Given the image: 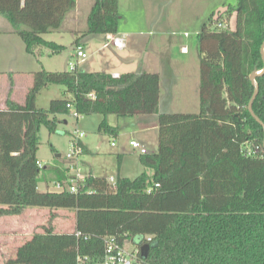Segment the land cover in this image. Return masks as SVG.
I'll list each match as a JSON object with an SVG mask.
<instances>
[{"label": "trees", "instance_id": "1", "mask_svg": "<svg viewBox=\"0 0 264 264\" xmlns=\"http://www.w3.org/2000/svg\"><path fill=\"white\" fill-rule=\"evenodd\" d=\"M76 1L0 0V15L30 53L42 45L58 54L64 47L43 35L61 30ZM228 20L212 16L201 28L200 112L159 114L158 151L141 156L152 174L119 177L115 185L89 176L85 189L71 193L66 172L57 170L56 183L64 190L41 192L38 151L41 127L55 134L58 116L102 115L98 132L115 138L119 130L107 116L158 114L159 74L115 78L79 65L42 70L24 106L8 101L0 109V217L30 207L77 215L75 233L55 234L47 227L7 264H103L111 237L122 247L137 242L138 264H264V130L248 110L250 75L264 68V0H237L234 29ZM119 22V0H96L83 36L115 35ZM81 45L77 40L76 49ZM257 83L254 112L264 122V75ZM53 85L64 87L66 96L38 108V95ZM142 247L148 248L145 254Z\"/></svg>", "mask_w": 264, "mask_h": 264}, {"label": "rangeland", "instance_id": "2", "mask_svg": "<svg viewBox=\"0 0 264 264\" xmlns=\"http://www.w3.org/2000/svg\"><path fill=\"white\" fill-rule=\"evenodd\" d=\"M152 1L153 11L150 13H147L144 9H137L134 12H130L129 10L123 11L124 20L128 21V25L133 23H142V25H146V22H150V25H154V22H157L158 28L161 27V31L166 32L164 35L162 34L163 37H168V40L174 41L172 44L170 42L164 44L162 43L163 38L158 34L153 39V43L149 45L143 44L140 49L143 52V49L146 48L145 52L149 54L152 59L157 57L159 62V68H157V70L162 73L164 71L166 72V75L164 76L165 80L162 82L161 89L162 110L165 112L168 111V113L191 114L198 110L194 106L198 96L197 86L195 87L196 84L194 85V76H197V79L199 77L200 54L198 48V33L201 31L203 24L208 23L213 14L216 15L214 9L220 3L225 4L226 7H230V14L226 11L222 14V18H224V20L225 18H229L227 23L232 29H234L236 25L237 0ZM82 13L83 15L78 22L80 31L76 34L80 36V38L87 36H83V29L88 26L89 16L88 13H85V10H83ZM0 17H2L1 19H5L2 15H0ZM219 17H221V15ZM62 39V43H67L66 41L68 40L69 42H74L75 37L64 34ZM105 42V36H97L87 49L92 53L105 44ZM181 46L187 47L188 50L186 54L182 52ZM74 52V50H68V52L65 51V53L63 51L55 54L56 57L52 60L49 59L51 63L58 65L57 68L59 69H56L57 71L55 72H65L70 69L68 61L72 59L71 55L74 54ZM114 54V48L108 47V49L96 53L84 62L79 59L77 60L76 57L73 61H79V63L82 62V64H79L78 66L81 70H84L83 67H90L91 65H93L96 70H100L102 69V65L109 62V59L113 57ZM138 58L140 59V57ZM162 61L166 62L165 66L167 65V68L165 70L160 65ZM44 62L46 63V61ZM0 63L5 64L6 62L0 60ZM171 66L173 70L178 73L175 77L169 74V72L172 71L170 70ZM3 70L6 69L0 67V71ZM10 81L9 73L5 75L0 73V96L4 95L3 89L4 87H8ZM19 92L20 90H17V93ZM17 96L20 97V94ZM64 97V87L57 85L49 86L44 89V91H41L38 105L40 108L47 109L49 107V100ZM197 112H199V110ZM109 117L111 124H117V119H124L116 115H109ZM72 118L74 120L70 118L67 126H63V124L59 125V129L55 134H49L48 129L45 126L41 127V145L39 147L38 157L42 161V165L49 166V164L53 162V159L57 157V154H61L65 159L69 150V142L72 139V134L76 129H79L86 134L81 142L82 145L88 149L89 153L83 154L78 160L73 161L64 160L62 157L64 161L62 160L61 163L58 162L62 165L60 168H64V171L68 173L67 175L75 177L79 173L84 177H115L118 176L119 170L122 168L125 172L129 171L128 174L132 177L131 179L138 176V173L135 171L137 169L135 161L138 159L139 155H142L138 150H134L130 146L132 138L128 135V130L124 131L126 135L120 130L119 137L114 138L112 136L101 135L98 132L99 125L102 119H104L102 115L93 114L83 116V118L80 117L79 119L73 116ZM129 119L131 118H128V120ZM153 137L154 134H147L144 136V140L147 141V147H144L147 150V155H153L157 152L158 136L156 137V140ZM138 140L139 138H137V142H139ZM99 142H102V145L99 146ZM113 142L116 144L115 147L112 146ZM119 154L123 156L121 157ZM120 157L122 160L119 159ZM138 163L141 165V158L140 162L138 160ZM40 176L43 178L47 177V174L43 172V169ZM65 183L67 182L65 181ZM40 188L42 190L46 189V187H43L42 185ZM51 189L52 191L59 192L56 185L52 186ZM41 209H44L46 213H48V221L50 223L54 222V218L51 216L53 213L52 210L48 208ZM58 211L72 212V210L63 209ZM19 217L20 216L0 217V264H5L8 256L12 255L13 257L14 255V248L11 244L12 242H8L5 239V237H7V232L2 233L1 231H6L4 225H7L10 221H16ZM135 244L137 245V242H135ZM135 244L133 241H127L125 247L129 252H135L138 248Z\"/></svg>", "mask_w": 264, "mask_h": 264}, {"label": "crops", "instance_id": "3", "mask_svg": "<svg viewBox=\"0 0 264 264\" xmlns=\"http://www.w3.org/2000/svg\"><path fill=\"white\" fill-rule=\"evenodd\" d=\"M95 2L96 0H77L75 9L67 15L61 30H59L58 32H53V33L43 35V39L48 43H52V44L62 46V47L65 46L63 50L64 53L65 51L68 52V50H71V51L74 50L76 52L75 44H76V41L79 40V42L82 44L81 47L84 49V51L88 55V59L92 57L93 55H95L96 53H99V52H102V50L108 49V46H106L107 40L105 44H103L104 46L102 45L101 47L93 51L92 53H90L89 50L87 49V47H89L90 44H92L93 40L97 38V36H105L106 38V35H101V34L89 35L84 38L83 37L80 38V36L76 35L78 31H80L78 22L83 15L82 11L85 10V13H88V15H90L92 8L95 5ZM152 5H153L152 0H119L120 22H119L118 33L115 35L123 36L125 38L127 48L124 50H117L115 47L111 46L112 48H114L115 54L113 55V57L109 59V62L102 65V69L100 70H96L93 67V65H91L90 67H83L84 71L86 72L89 71V73H92V72L106 73V74L112 75L113 77L115 75H119V77H121L122 75H125V74H143V73L159 74L160 76V100H159L158 114L138 115V116H133V117H121L124 119H117V124H111L110 117L107 116L108 123L113 127H117L119 130L118 135L115 138L119 137L120 130L123 131L124 135H126L124 131L128 130L129 131L128 135H130L132 140L137 141V138H139L138 141L145 148L147 147L146 146L147 141L144 140V136H146L147 134H152V135L154 134L153 138L155 140L157 139L156 138L157 136L159 138V114L168 113V111L165 112L161 108V100H162L161 99L162 97L161 89H162V82L163 80H165L164 76L166 75V72L164 71L162 73L159 70H157V68H159V62H158L157 57H155L154 59L150 58V55L145 52L146 48L143 49V52L141 51L140 48H141V45L143 44L149 45L153 43V39L158 34H160L161 37L163 38L162 43L164 44H168L169 42L172 44L174 41L168 40V37H163V35L166 32H162L161 27L158 28L157 22H154V25H150L151 24L150 22H146V25H142V23L141 24L133 23L131 25H128V21L124 20L123 11L129 10L130 12H134L137 9H144L147 13H150L151 11H153ZM229 9L230 7H226L225 4L220 3L214 9V11H216V15L213 14L212 16L214 17L215 20H217L220 15L222 16V14H224L226 11H229ZM1 18L2 17H0V60L5 61L6 63L5 64L0 63V67H4L6 70L0 71V73L4 75L9 73L10 79H11L8 87H4L3 89L4 95L0 96L1 98L0 109L5 110L7 109L8 101H12L21 106L25 105L26 97L29 91L32 89L33 84H34L35 73L42 71V70H45L47 72H55L57 71L56 69H59V68H57L58 67L57 64L51 63L49 61V59L52 60L53 58L56 57L50 48L40 45V46H36L34 48V51L30 53L26 47V44L24 43L22 38L16 33L15 29L8 22V20L5 17H4L5 19H1ZM87 27L83 29L84 32L87 30ZM64 34L71 36V37L72 36L75 37L74 42L73 41L69 42L68 40L66 41L67 43H62L61 40H63L62 36ZM181 50L183 53L186 54L188 49L186 46H181ZM75 52L74 54L71 55L72 59L68 61L69 66L72 60L76 56ZM138 57H140V59ZM44 61H46V63ZM165 63L166 62L162 61L160 64L164 70L167 68V65L165 66ZM80 64H82V62ZM170 70H172L169 72L171 76L175 77L178 74L173 70L172 66L170 67ZM200 83H201V78H200V59H199V77L197 79V76H194V85L196 84L195 87L197 86V91H198L197 92L198 96H197L194 106L199 110V112L201 109L200 95H199ZM17 90H20V92L17 93ZM18 94H20V97L17 96ZM40 95L41 93L38 95V98H37L38 108H40V106L38 105V99ZM65 96H66V90H65ZM52 100L54 99H51L49 101L51 102ZM50 102H49V105H50ZM40 109H45V108H40ZM197 111L191 114L199 113ZM72 117L73 115L58 116V119L60 120L59 125L63 124V126L64 125L67 126L69 124L70 118L73 119ZM128 118H131L129 120H132V121H129ZM58 129H59V126H58ZM106 136H109V135H106ZM99 143H100L99 146L102 145V142H99ZM113 143H112V146H113ZM84 149H86L87 153H89L87 148L84 147ZM119 155L121 157L123 156L121 154ZM62 157L63 156L61 154H57V157L53 159V162L50 163L49 166L42 165L43 163L38 157L39 163L43 166L42 168L43 172L47 174L46 178H43L42 176H40V182H39L38 189L41 192L42 191L56 192V191H52L51 187L56 184V179L59 176L57 170L64 171V168L63 169L60 168L62 166L60 163L64 159V157L63 159ZM121 157L119 158L120 160H122ZM140 158L141 156L139 155L138 159L135 161L137 165V169L135 171L136 173H138V176L139 174H142L144 172L148 174H152V171H150L149 169H146L142 164L139 165L138 160L140 162ZM128 173L129 171L125 172L121 168V170H119L118 176H115V177L110 176V177H102V178H106L107 180L110 178H114L116 181L119 177H126V178L131 179L132 177L129 176ZM66 174L68 173L66 172ZM94 177H99V176H94ZM41 185L43 187H46V189L42 190L40 188ZM58 210H52L53 213L51 214V216L54 218V222L52 223L48 221L49 220L48 213H46L44 209L30 207L24 210L22 214L18 215L20 217L16 221L14 222L10 221V223H8L7 225H4V228L6 229V231H1V232L2 233L7 232L6 233L7 237H5V239L8 242H12L11 244L14 248L13 257L12 255H9L5 261V264H7L9 260L15 259L17 256L18 250L27 241L31 240L36 234L45 233L47 227L51 226V229L55 234H73L76 232V225H77L76 212L73 210L71 213H69V211L59 212ZM63 210H67V209H63Z\"/></svg>", "mask_w": 264, "mask_h": 264}, {"label": "built area", "instance_id": "4", "mask_svg": "<svg viewBox=\"0 0 264 264\" xmlns=\"http://www.w3.org/2000/svg\"><path fill=\"white\" fill-rule=\"evenodd\" d=\"M217 28L221 29H227V24L218 23L216 25ZM106 46L108 47H115L117 50H124L127 48V44L125 42V38L123 36L118 35H112L108 34L106 35ZM76 59L84 62L88 59L87 53L84 51V49L79 46L76 49ZM79 61L71 62L70 69H74L77 65H79ZM115 78H119V75H115ZM90 97H94V94H91ZM76 118H80L82 116H79L76 112L72 114ZM86 136V134L79 129H76L72 134V139L69 143V150L66 154L65 159L66 160H78L84 153V147L82 145V139ZM131 147L134 150H138L141 155L147 154V150L136 140H132L130 142ZM113 146H115V143H113ZM40 168L42 169L43 166L40 164ZM88 177H84L80 175L79 173L72 177L70 175L67 176V184L69 186V190L71 193H78L81 189L85 187V181ZM111 185L116 184V180L114 178H110L107 180ZM57 189L59 191L64 190V186L61 182H58L55 184ZM85 189V188H84ZM88 193H91V191H87ZM148 241H151L152 239L149 237L147 238ZM137 247V246H136ZM140 249L139 247L135 250V252H129L126 247H122L120 244L117 243L116 239L111 237L106 239V249H105V259L103 264H138V253ZM81 263H85L88 261V258L80 259Z\"/></svg>", "mask_w": 264, "mask_h": 264}, {"label": "water", "instance_id": "5", "mask_svg": "<svg viewBox=\"0 0 264 264\" xmlns=\"http://www.w3.org/2000/svg\"><path fill=\"white\" fill-rule=\"evenodd\" d=\"M260 51H261V56H262V60L264 63V43L262 44ZM263 75H264V68L261 71L256 70V71L252 72V74L250 75V81L254 87V94H253L251 101L249 103L248 110H249V113L251 114V116L263 127V130H264V122L254 112V103H255V101L259 95V91H260L259 85L257 83V78L260 76H263ZM147 249L148 248H146V247H142V252L145 254Z\"/></svg>", "mask_w": 264, "mask_h": 264}]
</instances>
